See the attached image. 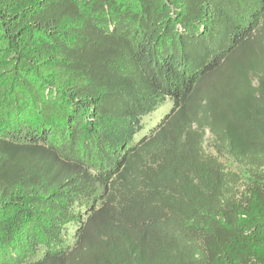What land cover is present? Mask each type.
I'll list each match as a JSON object with an SVG mask.
<instances>
[{
	"label": "trees",
	"instance_id": "trees-1",
	"mask_svg": "<svg viewBox=\"0 0 264 264\" xmlns=\"http://www.w3.org/2000/svg\"><path fill=\"white\" fill-rule=\"evenodd\" d=\"M0 264H264V0H0Z\"/></svg>",
	"mask_w": 264,
	"mask_h": 264
},
{
	"label": "rangeland",
	"instance_id": "rangeland-1",
	"mask_svg": "<svg viewBox=\"0 0 264 264\" xmlns=\"http://www.w3.org/2000/svg\"><path fill=\"white\" fill-rule=\"evenodd\" d=\"M170 109V103H166L165 105H163L161 108H159L151 117L149 123H147V125L145 126V128L143 129V131H141L136 137L135 140H137L140 136H143L144 134H146V132L153 127L157 121L166 113L168 112V110ZM209 136L207 135V139ZM220 161L225 164V165H230L229 160L227 157H221Z\"/></svg>",
	"mask_w": 264,
	"mask_h": 264
}]
</instances>
